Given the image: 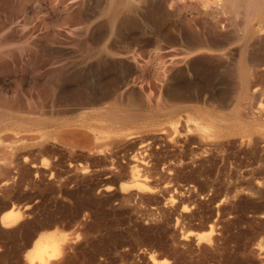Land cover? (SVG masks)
Listing matches in <instances>:
<instances>
[{"label": "rangeland", "instance_id": "1", "mask_svg": "<svg viewBox=\"0 0 264 264\" xmlns=\"http://www.w3.org/2000/svg\"><path fill=\"white\" fill-rule=\"evenodd\" d=\"M207 1L0 0V264H264V19Z\"/></svg>", "mask_w": 264, "mask_h": 264}, {"label": "bare ground", "instance_id": "2", "mask_svg": "<svg viewBox=\"0 0 264 264\" xmlns=\"http://www.w3.org/2000/svg\"><path fill=\"white\" fill-rule=\"evenodd\" d=\"M197 3V6H199L200 4H204L205 7V3L207 4L208 1L207 0H195ZM211 3V2H210ZM214 3V2H213ZM199 4V5H198ZM209 6V5H207ZM200 7V6H199ZM203 7V6H202ZM196 8V7H195ZM197 9V8H196ZM209 9V8H208ZM211 9V7H210ZM215 9L217 10L216 13H220L224 15V19L227 17L226 20H228L231 24L234 22L233 20H235L236 18H238L239 16L242 18V23H243V29L240 30H246L249 28V24L251 23V20L255 17H258V19L261 18L264 19V0H215ZM202 11V10H201ZM204 11V10H203ZM199 12V11H198ZM200 13V12H199ZM218 13V14H219ZM206 14L209 16V12L206 10ZM212 14V13H211ZM214 15V14H213ZM212 15V16H213ZM216 15V14H215ZM206 16V15H205ZM215 17L218 18V17ZM221 17V19H223ZM211 17H209V20ZM214 18V17H212ZM208 19V18H207ZM219 19V18H218ZM226 20H221L222 22H225ZM231 20L233 22H231ZM215 21V20H214ZM218 21V20H217ZM262 21V20H261ZM218 23V22H217ZM219 23H221L219 21ZM224 24V23H223ZM216 25V24H215ZM218 25V24H217ZM222 25V24H220ZM226 25V22H225ZM229 25V23L227 24ZM213 26V25H212ZM215 27V26H214ZM219 27V26H218ZM241 31V32H242ZM223 34V33H222ZM244 34V33H243ZM206 37V36H205ZM201 38V37H200ZM207 40V39H206ZM185 42V40H184ZM199 42V41H198ZM204 41H201L200 43H203ZM198 43V45L200 44ZM208 43V42H207ZM201 45V44H200ZM196 46V45H195ZM206 45H201L199 47H197L196 49H193V51L196 50H201L203 48H207L205 47ZM204 50V49H203ZM207 50V49H206ZM192 50H190L189 52H193ZM180 58V57H179ZM242 68V67H241ZM244 94V92H243ZM260 111V108H258ZM6 116V115H5ZM135 184V183H134ZM18 212H14L13 210H10L6 213H4L3 215L0 216V223L2 225H10V223L16 221V219L18 218ZM204 236V235H203ZM212 236V235H211ZM205 238V237H204ZM56 251V245L55 242L51 239V237L49 236H42L39 237L34 245V250L32 251V253L29 255V263L28 264H33L35 262H37V264H50V258L51 255ZM63 252V251H62ZM62 258V256H61ZM54 260V259H53ZM56 261V260H55ZM160 262H164V260L160 261ZM36 264V263H35Z\"/></svg>", "mask_w": 264, "mask_h": 264}]
</instances>
